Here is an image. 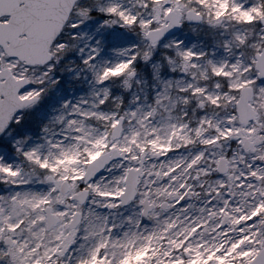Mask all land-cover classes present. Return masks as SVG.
I'll return each instance as SVG.
<instances>
[{"label":"snow or ice","instance_id":"snow-or-ice-1","mask_svg":"<svg viewBox=\"0 0 264 264\" xmlns=\"http://www.w3.org/2000/svg\"><path fill=\"white\" fill-rule=\"evenodd\" d=\"M0 264H264V0H0Z\"/></svg>","mask_w":264,"mask_h":264}]
</instances>
